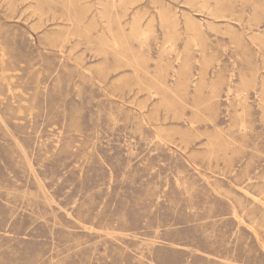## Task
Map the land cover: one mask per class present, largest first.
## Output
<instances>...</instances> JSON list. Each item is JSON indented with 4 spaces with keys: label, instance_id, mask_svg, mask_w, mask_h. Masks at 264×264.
<instances>
[{
    "label": "rangeland",
    "instance_id": "rangeland-1",
    "mask_svg": "<svg viewBox=\"0 0 264 264\" xmlns=\"http://www.w3.org/2000/svg\"><path fill=\"white\" fill-rule=\"evenodd\" d=\"M0 264H264V0H0Z\"/></svg>",
    "mask_w": 264,
    "mask_h": 264
}]
</instances>
